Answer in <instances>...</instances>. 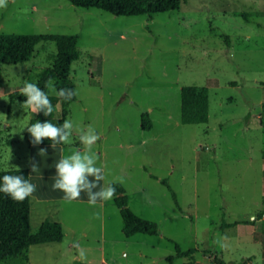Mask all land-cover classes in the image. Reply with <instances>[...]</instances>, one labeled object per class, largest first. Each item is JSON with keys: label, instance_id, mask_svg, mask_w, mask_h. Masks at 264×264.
<instances>
[{"label": "rangeland", "instance_id": "rangeland-1", "mask_svg": "<svg viewBox=\"0 0 264 264\" xmlns=\"http://www.w3.org/2000/svg\"><path fill=\"white\" fill-rule=\"evenodd\" d=\"M0 33L78 36L70 78L79 95L67 107L74 131L63 156L83 150L75 129L94 127L101 184L120 187L129 211L159 229L127 237L114 198L93 207L85 193L72 203L60 193L33 205L29 230L58 222L62 240L0 264H264V221L251 233L244 223L224 226L260 224L254 218L264 211V0H187L178 10L138 16L69 0H8ZM56 53L47 40L29 61L0 64L3 170L36 160L24 137L36 114L9 94L36 82ZM187 85L208 89L207 122L181 123ZM48 96L60 117L59 98L52 89ZM144 113L149 130L141 128ZM176 246L193 249L194 263L176 256Z\"/></svg>", "mask_w": 264, "mask_h": 264}, {"label": "trees", "instance_id": "trees-1", "mask_svg": "<svg viewBox=\"0 0 264 264\" xmlns=\"http://www.w3.org/2000/svg\"><path fill=\"white\" fill-rule=\"evenodd\" d=\"M187 0H69L71 4L78 7L98 8L107 11L115 16H138L152 15L168 11L178 10L181 4ZM54 41L57 53L51 67L44 69L39 79L34 82L47 94L50 88H46V82L52 78L55 89L62 88L75 89V85L70 78L71 64L80 56L77 47V35H51V34H4L0 33V64L24 63L31 59L35 46L42 41ZM10 100L16 99L25 101V97L19 91L9 94ZM62 110L60 117H54V108L50 116L43 113L36 114L30 121V126L37 121L43 123L51 121L59 126L67 116V107L76 100V96L70 101L60 99ZM182 124H199L208 121L209 96L206 87L196 85L183 86L180 91ZM141 128L149 130L152 128V121L148 114L141 117ZM25 140L32 145L31 136L25 132ZM41 146H51L50 141L44 140ZM60 146V145H58ZM4 175H22L29 180V170L27 168H16L3 170L0 164V182ZM166 184L164 179L161 180ZM115 188L114 201L117 204L123 222V233L129 237L137 233L157 235L159 229L156 223L150 220L141 219L133 215L126 207L125 198L120 187L112 184ZM30 210L31 197L23 202H16L9 196L0 193V263L7 258L21 255L29 246L48 242H59L63 238L62 226L58 222L46 220L41 223L36 234L30 233ZM264 220V211L259 212L254 219ZM250 221H245L249 223ZM236 223L227 224L229 227ZM178 257H189L194 263L193 249L182 251L176 246ZM173 258V257H172ZM171 258V259H172Z\"/></svg>", "mask_w": 264, "mask_h": 264}, {"label": "clouds", "instance_id": "clouds-1", "mask_svg": "<svg viewBox=\"0 0 264 264\" xmlns=\"http://www.w3.org/2000/svg\"><path fill=\"white\" fill-rule=\"evenodd\" d=\"M8 0H0V9L6 8ZM46 88L53 90L54 94L65 101H70L79 93L75 89L62 88L55 89L54 80L50 78ZM20 93L25 97V101L20 105L23 109H28L34 114L43 113L50 116L53 112V105L48 94L42 90L36 83L24 82ZM31 136V143L39 145L44 140L50 141L51 148L54 150L58 145L71 143L74 131V124L71 119H65L59 126L51 121L39 122L26 128ZM79 133L80 143L83 150L72 151L67 156H62L55 164L53 190H59L63 193V200L72 203L77 201L82 193L88 197V204L96 206L98 202L103 203L112 200L115 197V188L112 182L101 184L106 180L104 168L97 166L98 156L92 151L96 142L100 139L94 127L91 125L86 128L75 129ZM47 149H40L39 155H45ZM31 172L38 170V163L29 161ZM122 182V181H121ZM36 191V185L25 179L22 175H4L0 182V193L9 196L16 202H23L32 197ZM79 258L83 260L85 253L79 250Z\"/></svg>", "mask_w": 264, "mask_h": 264}, {"label": "crops", "instance_id": "crops-1", "mask_svg": "<svg viewBox=\"0 0 264 264\" xmlns=\"http://www.w3.org/2000/svg\"><path fill=\"white\" fill-rule=\"evenodd\" d=\"M35 116H33L34 118ZM56 116V114L54 115ZM31 145V144H30ZM63 145L57 146L56 149H52L51 146H41V145H33L30 147L32 151H35L37 155H39L40 149H47V152L45 155H42L38 157L36 155V160L35 162L38 163V170L34 173L31 172L30 165L28 166L29 170V181L33 184L36 185V191L31 197V209L33 208V205L35 204L36 207L39 205H47L49 204L48 202L53 201L55 198L61 197L62 192L59 190H53L52 185L54 183V176H55V164L59 161V159L63 156V151H62ZM53 155V157L51 156ZM55 156V157H54ZM43 159L41 160L40 158ZM38 158V159H37ZM44 158H47V160H44ZM30 161H34V156H30ZM44 167V168H43ZM45 170L47 173H42L41 171ZM54 171V172H52ZM260 221V224L257 223V221L251 220L249 223L242 222L241 223H236V222H230L227 224H232L236 223L230 227H240L241 225L246 224L248 228L246 229L247 232H254L257 227L260 225L262 226V222L264 221L263 219H257ZM263 233V234H262ZM262 235H264V231L262 230ZM196 264H202L200 261L196 262Z\"/></svg>", "mask_w": 264, "mask_h": 264}]
</instances>
